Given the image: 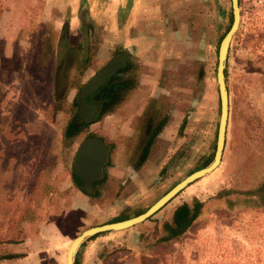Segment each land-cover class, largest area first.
<instances>
[{
    "label": "rangeland",
    "instance_id": "374dc122",
    "mask_svg": "<svg viewBox=\"0 0 264 264\" xmlns=\"http://www.w3.org/2000/svg\"><path fill=\"white\" fill-rule=\"evenodd\" d=\"M103 1L0 0V255L24 253L0 264H65L81 231L142 213L213 156L217 41L229 0H164L151 13L154 27L139 16L129 31L89 25L86 51L80 38L68 45L64 10L85 19L83 11ZM238 8L219 164L147 219L86 239L73 264H264V3L238 0ZM123 50L146 56L117 73L129 87L98 114V80L78 109L80 87ZM73 116L82 127L64 137ZM159 124L142 151L147 130ZM87 135L111 146L96 196L70 177L74 150ZM195 201L192 222L163 239L173 208Z\"/></svg>",
    "mask_w": 264,
    "mask_h": 264
},
{
    "label": "water",
    "instance_id": "95a60500",
    "mask_svg": "<svg viewBox=\"0 0 264 264\" xmlns=\"http://www.w3.org/2000/svg\"><path fill=\"white\" fill-rule=\"evenodd\" d=\"M229 7L231 12V23L227 31L224 33V35L218 42L216 53L215 82L218 94L219 114L216 128L215 146L211 160L205 166L192 171L179 182L174 184L142 213H139L127 219L92 226L81 231L70 241L67 247V250L65 252V264H73L75 252L77 251L81 243L88 237L103 231L122 230L145 220L147 217L157 211L160 207H162L177 192H179L181 189H183L196 179L210 173L219 164L223 150L226 122L228 116V98L224 78V69L228 46L231 38L237 30L239 23L238 0H229ZM125 57V52L114 54L84 84V86H81L82 88L80 87L77 93L78 101L81 105H79V108L83 109L82 107L85 106L81 104L83 100V92L98 80H101L100 83L102 84L108 74L114 72L121 65ZM86 107L89 108L88 106ZM83 119H85V117H83ZM87 120L88 119L84 121ZM108 151L109 145L103 143L99 137L84 138L75 148L71 162V169L73 173L80 178V185L84 192L89 193L91 191L90 182L98 179L101 176V168L102 165L106 162Z\"/></svg>",
    "mask_w": 264,
    "mask_h": 264
},
{
    "label": "crops",
    "instance_id": "0c3cea01",
    "mask_svg": "<svg viewBox=\"0 0 264 264\" xmlns=\"http://www.w3.org/2000/svg\"><path fill=\"white\" fill-rule=\"evenodd\" d=\"M162 1L165 2L164 0H104L100 4V6H98V8L93 9L94 12L92 8L90 9L88 7L87 9H85V11H83L85 15V19H81V17L77 15L75 9H73L71 13L69 12L68 9L67 10L65 9L63 16H66L69 19L68 28L65 29L66 30L65 36L68 41L67 44L70 45L73 39H78L79 41L80 38L82 40L81 43H83V45L85 46V51H86V40L90 35H92L91 30L89 32L90 35L88 34L89 25H91L92 27L98 24L101 26L110 25L116 28H120V27L124 28L127 26L129 31L130 27L139 25V23L136 22L138 21L136 20V17L139 16V18L142 19V24L148 26L151 25L154 27L156 25V22L155 19L151 17V13L160 8L159 4ZM87 11L89 12L91 11V12L88 14ZM97 11H99L98 18H100V20H98V18L97 20H93L94 17L96 19L94 13ZM138 12H140L139 15L137 14ZM69 27H75L74 31L70 30L71 28ZM68 45L66 48H68ZM131 51L128 50L122 51V52H127L126 63L130 58L131 60L134 59L133 57H138L139 59L141 58V56L143 58L146 57L145 51L143 50H141L142 54H133ZM86 55L88 54H84L83 59L87 57ZM0 261H8V260H0Z\"/></svg>",
    "mask_w": 264,
    "mask_h": 264
},
{
    "label": "trees",
    "instance_id": "16d2710c",
    "mask_svg": "<svg viewBox=\"0 0 264 264\" xmlns=\"http://www.w3.org/2000/svg\"><path fill=\"white\" fill-rule=\"evenodd\" d=\"M230 23H231V12L229 11L228 12V23L225 26L223 32L220 34L217 43L219 42V40L221 39V37L224 35V33L229 28ZM126 68H127V64H125L124 66H121L120 68H118V70L115 71V73L113 75H111V77L108 78L107 84L108 85L114 84L117 88L114 91H110L107 94L101 95V96H108L109 95L110 102L106 106H104L103 109L98 114H100L101 112L104 113L105 112L104 109L107 106H110V105H112L113 103L116 102L117 92L119 90H122L124 88H128L129 87L128 85H126V84H128L127 82L118 83L117 78H116L117 73L120 72V71H124V69H126ZM224 78H225V69H224ZM74 117L75 116H73L66 123L65 128H64V133H63V136L64 137H72V136H74L75 134H77L80 131L82 125H78L74 121ZM87 123L88 122H86L84 125H86ZM160 125L161 124H159L158 127H160ZM158 129L159 128H157V130H155L152 135H155V133L158 131ZM151 138H150V140H151ZM150 140H149V142H150ZM206 164L207 163H204L203 162L201 167L205 166ZM70 177H71V180H72L74 186H76L78 189L82 190L81 185H80V183H81L80 178L77 177L73 173V171H72L71 168H70ZM99 182H100V180L93 181L91 183L90 187L93 189V192H92V190L90 191L91 194L90 193H87V192H84L82 190L83 193H85V194H87L89 196H96L98 194V192L96 191V187H97V184ZM199 207H200V203L199 202H196V201L193 202V203H191V204H187L185 202H181L180 204H178L177 206H175L173 208L172 212H171L170 224H166V223L164 224V228H165L164 230L169 235H168L167 238H163V239L173 238V237H176L178 234L182 233L183 230L192 222V220L198 214ZM127 218L128 217H123V218H120V219H113V220L108 221L107 223L115 222V221H119V220H123V219H127ZM97 235L98 234H94V235L88 237L87 239L94 238ZM84 241L81 243V245L84 243ZM75 255H76V252L74 254V257H75ZM20 256H24V253H7V254H1L0 255V260H9V259L16 258V257H20Z\"/></svg>",
    "mask_w": 264,
    "mask_h": 264
},
{
    "label": "flooded vegetation",
    "instance_id": "af4514ba",
    "mask_svg": "<svg viewBox=\"0 0 264 264\" xmlns=\"http://www.w3.org/2000/svg\"><path fill=\"white\" fill-rule=\"evenodd\" d=\"M122 52V51H121ZM121 52H118V53H121ZM126 53V57L123 59V61H122V63H121V65L118 67V68H120L121 66H124L125 64H126V61H127V52H125ZM118 68L116 69V70H118ZM115 70V71H116ZM115 71L114 72H112V73H110V74H108V76L106 77V79L103 81V83L101 84V87L99 88V89H97V90H93L92 91V95H94V97L96 98V100H99V103H98V113L103 109V107L104 106H106L109 102H110V97H109V95L108 96H101V95H104V94H107V93H109L110 91H114L117 87L114 85V84H111V85H108L107 84V81H108V78L109 77H111V75H113L114 73H115ZM124 71H125V69H124ZM124 71H120L121 73L122 72H124ZM120 72H118V73H120ZM111 96V95H110ZM79 104H77V107H78V109H79V106H78ZM77 109V110H78ZM77 114V113H76ZM157 126V125H156ZM155 126V127H156ZM148 128H149V124H148ZM157 128H160V127H158L157 126ZM156 128V129H157ZM156 129H154V130H150L149 131V129L147 130L148 132L146 133V136H145V140L143 141V144H142V151H147L148 150V147H149V145H150V142L152 141V138L157 134V132L155 133V135H152L153 134V132L156 130ZM159 130V129H158ZM87 137H99V136H94V135H87V136H85L84 138H87ZM152 137V138H151ZM101 140H102V142L103 143H105L104 141H103V139L101 138V137H99ZM150 138H151V140H150ZM149 140H150V142H149ZM105 144H107V145H109L108 143H105ZM110 148H111V146L109 145V150H110ZM108 157H109V151H108V155H107V159H106V162L102 165V173H101V176L98 178V179H96V180H93V181H98V180H101L102 179V175H103V170H104V167L107 165V163H108ZM93 181H91L90 182V185H91V183L93 182ZM91 188V187H90ZM91 190H92V192H93V189L91 188Z\"/></svg>",
    "mask_w": 264,
    "mask_h": 264
},
{
    "label": "built area",
    "instance_id": "2783aa9c",
    "mask_svg": "<svg viewBox=\"0 0 264 264\" xmlns=\"http://www.w3.org/2000/svg\"><path fill=\"white\" fill-rule=\"evenodd\" d=\"M258 1H259V3H262V2L264 3V0H258Z\"/></svg>",
    "mask_w": 264,
    "mask_h": 264
}]
</instances>
